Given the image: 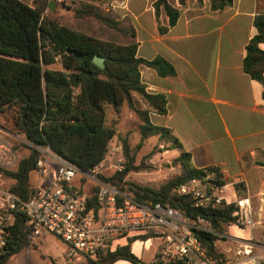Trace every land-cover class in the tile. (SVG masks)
Here are the masks:
<instances>
[{
    "label": "trees",
    "instance_id": "trees-1",
    "mask_svg": "<svg viewBox=\"0 0 264 264\" xmlns=\"http://www.w3.org/2000/svg\"><path fill=\"white\" fill-rule=\"evenodd\" d=\"M179 1L184 4V0ZM197 1L203 3L205 0ZM209 1L213 11H223L233 4V0ZM49 7V0H39L34 7L21 0H0V115L10 111L15 113L14 128L30 151L15 171L6 172V176L13 180L11 193L23 202L30 200L34 191L31 175L41 158L37 149L49 147L82 173H90L105 161L109 146L116 137V128L108 120V108L118 118L127 108L141 122L142 143L157 137L173 144L171 150L180 153L176 162L182 174L157 190L127 182L130 173L147 171L151 167L145 162L136 165L129 143L123 140L125 169L111 176L98 174V181L115 187L122 195L140 204H162L180 211L193 221L205 219L214 233L194 230L195 236L208 256L221 264L222 257L217 252L216 242L224 227L234 225V205L197 208L190 197L177 194L181 186L194 179H204L206 172L192 166L191 156L171 130L152 123L151 113L167 115V101L163 95L150 94L141 80L143 66L157 71L161 77L175 76V68L162 57L151 61L139 58L134 29L131 32L134 41L131 43L102 40L46 17ZM153 7L158 23L161 14L169 18L167 27L159 23L160 34L176 26L181 12L169 0H157ZM84 9H76V15L80 18L94 17L112 30L129 33L120 26V21L96 9ZM254 27L257 34L246 48L243 67L246 74L264 87V50L260 48L264 44V14L255 17ZM69 50L81 58L69 54ZM96 56L105 59V69L93 64ZM56 65L61 69H53ZM135 96L142 98L149 109L138 108ZM217 180L218 184L224 185L221 177ZM98 191L99 186L88 199V214L96 218L101 211ZM26 222L25 214L18 211L6 251L0 256V264H8L12 257L29 249L32 240ZM119 260L143 264L129 245L102 252L98 257L88 259L86 264H113ZM155 264L186 262L174 259L169 262L159 260Z\"/></svg>",
    "mask_w": 264,
    "mask_h": 264
},
{
    "label": "crops",
    "instance_id": "crops-1",
    "mask_svg": "<svg viewBox=\"0 0 264 264\" xmlns=\"http://www.w3.org/2000/svg\"><path fill=\"white\" fill-rule=\"evenodd\" d=\"M21 1L34 7L39 0ZM156 1L111 4L119 10L117 21L133 26L138 57L149 61L162 57L175 68L173 77H161L145 66L140 70L147 91L167 101V115L151 113V121L171 130L194 168L223 171L221 179L230 202L251 200L257 225L253 230L224 227L216 242L221 264H264V87L243 67L246 48L257 34L254 19L264 14V0H233L223 11H213L209 0H184L183 5L174 0L170 3L181 16L165 34L159 33V23L167 27L169 18L161 14L157 22ZM57 11L58 6L50 3L47 13ZM260 48L264 50V44ZM148 109L145 105L144 110ZM175 152L176 158L180 153ZM32 175L34 186L37 175ZM8 182L13 185V180ZM123 245H129L143 264L159 261L160 241ZM113 264L133 263L119 260Z\"/></svg>",
    "mask_w": 264,
    "mask_h": 264
},
{
    "label": "built area",
    "instance_id": "built-area-1",
    "mask_svg": "<svg viewBox=\"0 0 264 264\" xmlns=\"http://www.w3.org/2000/svg\"><path fill=\"white\" fill-rule=\"evenodd\" d=\"M50 3L65 4L67 0H49ZM74 2L80 0H72ZM12 136L0 131V256L8 246L10 231L16 222V213L23 212L30 229V239L54 236L67 246L63 260L65 264H86L106 251L124 246V242L160 241L157 252L159 260L169 262L184 260L186 264H219L209 257L194 230L214 233L210 224L202 218L196 221L178 210L162 204H140L115 187L98 181V171L104 162L88 174L62 160L51 148L37 149L41 158L36 163V182L29 201L23 202L11 193L10 178L6 172L15 171L22 158ZM27 144L23 137H13ZM121 147L112 149V155ZM114 172L125 169V159L118 156L110 165ZM204 179H194L177 190L182 197H190L197 208H218L234 205V225L253 230L254 218L249 198L234 203L226 196L225 185L217 183L223 171H205ZM98 183V200L101 205L99 218L88 214L89 195L80 185V179Z\"/></svg>",
    "mask_w": 264,
    "mask_h": 264
},
{
    "label": "rangeland",
    "instance_id": "rangeland-1",
    "mask_svg": "<svg viewBox=\"0 0 264 264\" xmlns=\"http://www.w3.org/2000/svg\"><path fill=\"white\" fill-rule=\"evenodd\" d=\"M116 1L121 0H80L77 2L67 0L66 3L62 5L52 3L58 6V11L56 13L48 12L46 17L54 18L61 24L95 38L113 41L119 44H128L134 41L131 37L133 26L129 21H125L127 23H120L122 28L129 31L128 34H123L108 28L94 17L84 16L80 18L76 15V9L92 8L110 18L116 19V11L119 10H115L111 6V4H114V2L116 3ZM173 1L174 0H170L171 3H174ZM177 1L178 0H175V2ZM84 10L87 11L86 9ZM59 68L61 69L60 65L53 67V69ZM135 98L137 107L144 109V106L147 105L144 100L139 96H135ZM14 115L15 113L13 111L0 115V131H4L12 136L11 142L17 146L21 158L23 159L29 155L30 151L25 147L22 141H17L13 138L18 135L14 128ZM108 120L109 123L113 124L116 128V137L109 146V152L104 161V167L97 172L98 174L111 176L115 173L112 168L110 169V165L117 161L118 156H123L125 159L123 140L129 143L132 150L131 153L134 154L136 159V165L145 162L151 167V169L147 171L130 173L126 179L127 182L157 190L173 178L182 174L181 167L176 162V152L171 150L172 143L167 140H160L157 137L150 138L142 143L140 134L141 122L134 113L124 108L121 117L118 118L114 115L112 109L108 108ZM115 147H121V150L114 156L112 155V149ZM31 180L33 182L35 181V175L31 176ZM79 181L83 189L86 186L85 190L88 195H92L94 189L98 186V183L94 180L86 179L85 184H83V178ZM67 248L68 246L62 240L54 236L40 237L31 243L28 250H24L12 257L8 264H65V261L62 260L61 257Z\"/></svg>",
    "mask_w": 264,
    "mask_h": 264
},
{
    "label": "water",
    "instance_id": "water-1",
    "mask_svg": "<svg viewBox=\"0 0 264 264\" xmlns=\"http://www.w3.org/2000/svg\"><path fill=\"white\" fill-rule=\"evenodd\" d=\"M69 54H74L77 58H81L80 55H77L75 51H71L69 50L68 51ZM93 64L100 68V69H105L106 68V65H105V59L104 58H101V57H98L96 56L94 59H93Z\"/></svg>",
    "mask_w": 264,
    "mask_h": 264
}]
</instances>
